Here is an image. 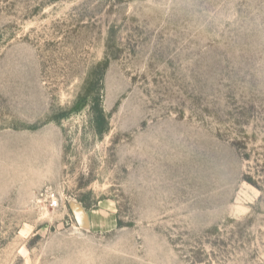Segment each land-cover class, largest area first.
Returning a JSON list of instances; mask_svg holds the SVG:
<instances>
[{"label": "rangeland", "instance_id": "rangeland-1", "mask_svg": "<svg viewBox=\"0 0 264 264\" xmlns=\"http://www.w3.org/2000/svg\"><path fill=\"white\" fill-rule=\"evenodd\" d=\"M0 264H264V0H0Z\"/></svg>", "mask_w": 264, "mask_h": 264}, {"label": "trees", "instance_id": "trees-1", "mask_svg": "<svg viewBox=\"0 0 264 264\" xmlns=\"http://www.w3.org/2000/svg\"><path fill=\"white\" fill-rule=\"evenodd\" d=\"M96 84V83H95ZM98 85V83H97ZM92 88L90 89V95L94 97V104L92 106V110L95 114V120H96V125L98 126V130L100 133H102V124H104V121H105V116H104V113L100 107V105L98 104V98L96 99V97H99V92H96V85H91ZM97 95V96H96Z\"/></svg>", "mask_w": 264, "mask_h": 264}, {"label": "crops", "instance_id": "crops-1", "mask_svg": "<svg viewBox=\"0 0 264 264\" xmlns=\"http://www.w3.org/2000/svg\"><path fill=\"white\" fill-rule=\"evenodd\" d=\"M83 219L86 224L92 225L93 222L90 220L89 216L87 217V215H84Z\"/></svg>", "mask_w": 264, "mask_h": 264}, {"label": "built area", "instance_id": "built-area-1", "mask_svg": "<svg viewBox=\"0 0 264 264\" xmlns=\"http://www.w3.org/2000/svg\"><path fill=\"white\" fill-rule=\"evenodd\" d=\"M53 202H55V204H54V205H55V206H57V202H56V201H53Z\"/></svg>", "mask_w": 264, "mask_h": 264}]
</instances>
